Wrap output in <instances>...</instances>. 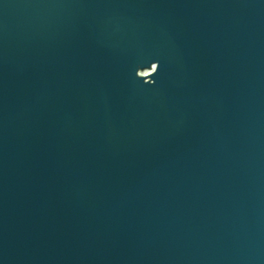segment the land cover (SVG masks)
<instances>
[{
  "label": "water",
  "instance_id": "water-1",
  "mask_svg": "<svg viewBox=\"0 0 264 264\" xmlns=\"http://www.w3.org/2000/svg\"><path fill=\"white\" fill-rule=\"evenodd\" d=\"M0 264H264V0H0Z\"/></svg>",
  "mask_w": 264,
  "mask_h": 264
},
{
  "label": "clouds",
  "instance_id": "clouds-1",
  "mask_svg": "<svg viewBox=\"0 0 264 264\" xmlns=\"http://www.w3.org/2000/svg\"><path fill=\"white\" fill-rule=\"evenodd\" d=\"M160 61L155 60L151 63L150 67H140L138 68L136 75L138 78H142L146 84H156L155 75L159 72Z\"/></svg>",
  "mask_w": 264,
  "mask_h": 264
}]
</instances>
